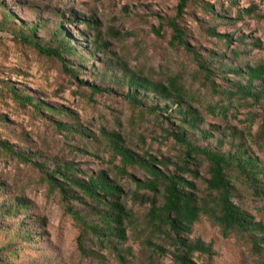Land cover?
Wrapping results in <instances>:
<instances>
[{"label": "rangeland", "instance_id": "374dc122", "mask_svg": "<svg viewBox=\"0 0 264 264\" xmlns=\"http://www.w3.org/2000/svg\"><path fill=\"white\" fill-rule=\"evenodd\" d=\"M178 5L179 0H0V264H175L169 252L174 248L148 225L150 204L132 198L138 190L135 179L143 180L145 172L123 165L112 150L111 136L119 135L140 156L178 164L185 148L171 134L181 121L176 107L153 113L151 107L163 108V103L149 101L143 94H139L141 104L134 102L126 86L116 85L112 79L122 78L124 65L152 83L176 81L186 96L184 103L200 113L201 130L223 141L217 145L219 150L233 151L226 145L227 135L236 131L242 138L239 142L264 166V101L257 104L228 97L231 84L223 79L224 75L235 80V73L228 71L231 64L242 70L264 64V0H191L182 14ZM59 14L69 22L63 28L82 56L64 54L65 66L23 40L29 28L39 26L33 36L46 48L56 47L52 36L55 23L63 22ZM78 20H89L94 26L86 27ZM172 20L199 60H208L219 69L211 81L191 52L171 43ZM226 35L229 38L222 37ZM242 37L245 43L240 42ZM95 40L101 46L97 58L89 55L95 51L91 46ZM211 53L217 56L212 59ZM113 64L120 68L118 75L107 70ZM71 69H76L77 77L67 71ZM212 82L220 93L213 90ZM88 85L99 92L93 94ZM25 98L54 111L37 110ZM187 136L194 139L197 133L188 131ZM4 142L14 152L33 158V163L18 159L4 148ZM196 143L216 146L213 139ZM36 163L50 169L72 163L83 172L80 177L105 175L121 188L123 202L135 217L133 225H127V240L117 245L126 263L112 245L100 243L85 231L79 219L100 224L99 214L93 211L97 203L81 196L84 202L66 200ZM123 166L125 173L120 172ZM169 169L175 171L176 165ZM208 170L202 159L199 176L184 175L200 196L206 195ZM234 176L232 201L264 224V178L259 177L262 191L256 193L246 178L236 172ZM138 191L145 197L152 195L148 190ZM189 238L201 239L213 252V256L196 253L197 264H260L246 235H226L207 216L195 224ZM150 242L162 246L164 252Z\"/></svg>", "mask_w": 264, "mask_h": 264}, {"label": "trees", "instance_id": "16d2710c", "mask_svg": "<svg viewBox=\"0 0 264 264\" xmlns=\"http://www.w3.org/2000/svg\"><path fill=\"white\" fill-rule=\"evenodd\" d=\"M190 2L191 0H179V14L184 13ZM247 13L251 15L252 9H248ZM59 16L63 22L55 23V32L52 36L57 42L56 47L46 48L33 36L39 31V26L29 28V34L23 40L41 54L60 60L65 66L64 54H68L74 58L82 56L79 54L78 49L72 45L71 36L67 35L63 28L64 24L66 25L69 22L64 20L62 14H59ZM78 21L82 24L84 23L89 28L94 26V23L89 20H85L84 22ZM170 26L174 32L171 43L173 45L184 46L187 51L191 52L198 62L200 70L204 71L207 80L211 81V77L215 76L219 69H214L216 67L215 64L208 60H199L198 53L186 43L184 33L175 21H170ZM210 33L214 35V30ZM83 37H86L85 34ZM222 37L229 38L227 35ZM245 41L246 37L240 38V42L245 43ZM229 42L231 43V39ZM91 46L95 47V51L90 52L89 55L97 58L101 46L97 40ZM255 46L259 47V45ZM216 56L217 54L215 53H211L210 55L212 59ZM87 63H89V60H87ZM218 64L217 68L221 65L220 63ZM107 66L108 71H111L114 75H118L120 71L119 66L116 65L114 67V64L113 66ZM229 67L232 69L228 71L235 73V80H231L223 75L224 81H228L231 84V89L227 90L226 95L228 97H238L246 102L252 100L257 104L262 103L264 101V64L256 67L246 66L243 70L234 64H231ZM115 69H118V71L116 72ZM123 69L124 75L122 78H118L117 80L114 78L112 80L116 85L126 86L129 89L128 95L134 102L141 104L139 94H143L149 101L163 103V108H159V106L151 107L153 113L159 109L172 111L176 107L175 112L181 121L178 129L171 134L185 148L184 157L181 159V163L178 164H173L167 158L158 159L151 155L140 156L128 149L119 135L111 136L112 150L115 155L121 158L123 165L127 167L135 166L145 172V178L143 180L135 179V184L138 190H148L152 195L145 197L140 195L139 191L136 190L132 198L134 201H139L142 204H150V210L147 214L148 225L154 232L164 235L166 242L174 248L173 251L169 252L175 264H197L193 260V256L196 253L213 256L211 246L202 242L201 239L191 240L189 238L195 224L203 216H207L211 221L220 226L226 235L232 232H240L246 235L253 244V254L260 257V264H264V258H262L264 257V224L256 222L252 216L232 201L234 189L232 179L235 177L234 172L246 178L256 193H261V181L259 177L262 175V178H264V166L261 165L257 157L249 153L245 144L239 142L242 138L236 131H231L227 135L230 141L226 145L229 144L233 148V151L223 152L219 150L221 148L217 147V145H223V141L221 139L217 140L207 130H201L200 125L202 120L200 113L191 105L184 103L186 96L184 95L183 88L176 81H171L169 85L152 83L147 78L129 70L125 65ZM74 70L76 71V69ZM74 70L67 71L77 77L78 72ZM103 79L106 80V77ZM88 86L93 94L99 92L96 86ZM212 87L216 93H220L218 92L219 86L215 82H212ZM9 88L17 99H21L20 93L17 90ZM107 92L110 91L107 90ZM25 101L37 110L54 111L52 107L44 105L40 101H35L32 98H25ZM61 128L66 129V126L61 125ZM262 128L264 129V124ZM215 130L219 131V127L215 128ZM188 131H191L193 134L197 133V137L189 139L187 136ZM201 139H213L216 146L200 147L196 141ZM3 146L12 154H15L18 159L27 163H33V158L26 156L22 152H14L7 142H4ZM202 159L209 166V177L205 180V196L198 195L196 193V185L184 176L186 174L194 178L199 176L200 161ZM171 164L176 165V169L173 172L169 169ZM36 166L46 174L47 181L53 188L58 189L66 200L84 202V199H89L97 203L93 211L99 214L100 224L87 222L84 218H79L80 215L77 212L76 217L81 219L85 231L91 232L100 243L112 245L117 253V257L121 262L126 263L124 255L117 245L127 240V225H133L135 217L123 202V191L121 188L105 175L89 176L87 178L80 177L79 173L83 174V172L77 170L72 163L57 164L53 169L45 167L43 163H36ZM124 166L120 170L121 173H125ZM17 201L20 202V200ZM9 210L12 209L9 208ZM25 234L27 235V233ZM148 244L154 245L157 251L164 252L162 246L152 244L151 242Z\"/></svg>", "mask_w": 264, "mask_h": 264}]
</instances>
